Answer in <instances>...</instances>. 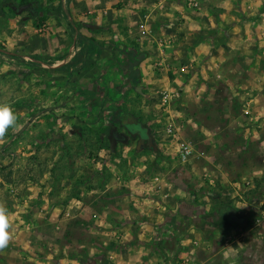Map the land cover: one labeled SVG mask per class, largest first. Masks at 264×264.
Returning a JSON list of instances; mask_svg holds the SVG:
<instances>
[{"label":"crops","instance_id":"0c3cea01","mask_svg":"<svg viewBox=\"0 0 264 264\" xmlns=\"http://www.w3.org/2000/svg\"><path fill=\"white\" fill-rule=\"evenodd\" d=\"M195 1L0 0L14 59L0 79L26 91L13 156L49 183L30 176L3 205L0 264H264V0ZM161 117L177 143L147 157L128 127L157 135ZM212 117L246 124V141L222 145Z\"/></svg>","mask_w":264,"mask_h":264},{"label":"rangeland","instance_id":"374dc122","mask_svg":"<svg viewBox=\"0 0 264 264\" xmlns=\"http://www.w3.org/2000/svg\"><path fill=\"white\" fill-rule=\"evenodd\" d=\"M32 14V13H31ZM35 9H34V14ZM42 22V20L39 21V24ZM39 24L37 25V30L39 27ZM9 32H12V29L9 28V21L7 19L6 15L0 16V66L5 65L4 67H8L7 64L9 65L14 61L12 58L11 54L8 52L7 49V35ZM42 35V34H40ZM3 63V64H2ZM158 68V69H157ZM155 68V72L160 73L162 72L160 67ZM221 88V87H220ZM218 88V92H222V101L217 102L216 105H214V108L222 111L224 110V103L225 100L228 99V96L225 94L226 91L225 89H220ZM26 94V91H24V85L18 78H12V77H4L3 79H0V103H7L9 104L12 109L14 110L16 116H17V121H16V126L13 128H9L6 135L3 137L2 140H0V178H5V177H11L12 179H15V182L12 183H3V181L0 180V204L4 205H10L13 207V205H17L18 202L19 204L21 203L18 199L20 195L22 194L24 190V183L23 180H26L30 176L34 180L35 184H37V189L44 191L48 186V182L45 180L47 179L46 176H40L38 174V169L34 166L26 165L25 166V161L20 157L21 156H13V154L16 155L17 152H20L22 150L21 144L19 142H22L23 138L22 135H20V130L23 128L22 121H19L18 118V113L22 111V107L24 105V95ZM162 98V97H160ZM175 101V100H173ZM173 101L170 102V104H173ZM161 104L158 103L159 111L162 109L160 107ZM165 105V104H164ZM214 108L212 109L214 111ZM235 108L239 112L240 111V105L238 103H235ZM145 109V108H144ZM145 115H150V112H147V110H143ZM160 113V112H159ZM216 120L217 124H221L222 126H225V129L222 132L221 135V141L222 145L225 147H230L232 144H237L242 141H246V124L241 123L238 124L237 122H233V126H230L231 124L229 123V120H226V118L223 120H218L215 119L214 117L210 118L207 123L208 125H212L214 121ZM132 124V123H131ZM133 125V124H132ZM167 121L165 120L164 117H161L159 119V122H156V127L162 131L160 134H154L152 135L146 128H141L143 130H146L148 132V135L151 139L150 142H152L153 146L154 143L157 142H162V141H167V142H172L177 143V139L174 137H169L167 136ZM235 126V127H234ZM17 137V140H16ZM177 138V137H176ZM220 138V135L218 136ZM140 139V138H139ZM196 142L199 141V136L195 135L193 138ZM137 138H134V142H136ZM185 140H179V144L184 142ZM149 141H146L145 144V155L147 157H150L155 153V150L152 148L153 146L149 145ZM12 143L9 146V144ZM228 152L231 155L237 154V151L230 150V148H227ZM227 164L228 166H231L233 164V160H228L227 159ZM234 166V165H233ZM230 169V168H229ZM51 171V170H50ZM42 180V181H41ZM39 184V185H38ZM52 186V185H51ZM55 188H58V185ZM57 191V190H56ZM15 197V198H13ZM16 211V210H15ZM13 211V213L15 212ZM20 216L22 218V212H20ZM17 225V224H16ZM22 224H20L18 227H22ZM76 237L80 239L81 241H87L89 237L85 235V232L78 230L76 233ZM23 251V249L21 250ZM24 264V263H22ZM37 264V263H35Z\"/></svg>","mask_w":264,"mask_h":264},{"label":"clouds","instance_id":"9594fccd","mask_svg":"<svg viewBox=\"0 0 264 264\" xmlns=\"http://www.w3.org/2000/svg\"><path fill=\"white\" fill-rule=\"evenodd\" d=\"M17 116L7 103H0V140L6 135L9 128L16 126ZM7 209L0 204V250L5 248L11 239L9 229L11 224Z\"/></svg>","mask_w":264,"mask_h":264},{"label":"built area","instance_id":"2783aa9c","mask_svg":"<svg viewBox=\"0 0 264 264\" xmlns=\"http://www.w3.org/2000/svg\"><path fill=\"white\" fill-rule=\"evenodd\" d=\"M188 4L190 6H192L193 8H199L200 7V4L198 2H196L195 0H189ZM38 33L39 34H46L48 31H49V26L48 24L45 22V21H42L40 24H39V27H38ZM164 100L167 102H172L173 100H176L179 98V94H163L162 95ZM168 135L170 137H174L176 138L177 137V133L176 131L173 129V128H170L168 129ZM193 146L191 143L187 142V141H184L180 144V150H179V157H180V161L182 163H185L187 162L193 155Z\"/></svg>","mask_w":264,"mask_h":264},{"label":"water","instance_id":"95a60500","mask_svg":"<svg viewBox=\"0 0 264 264\" xmlns=\"http://www.w3.org/2000/svg\"><path fill=\"white\" fill-rule=\"evenodd\" d=\"M25 11H29L30 13L34 14V5L32 3L24 5L18 10V13L21 14V13H23ZM141 131L143 132V134H141V133H138V134L137 133H133V135L134 136L138 135V136L141 137L140 138V145L146 143V141H149L148 143L151 146L152 142H150L151 139H150V137L148 135V132L146 130H143V129ZM123 140H126V139H123Z\"/></svg>","mask_w":264,"mask_h":264},{"label":"flooded vegetation","instance_id":"af4514ba","mask_svg":"<svg viewBox=\"0 0 264 264\" xmlns=\"http://www.w3.org/2000/svg\"><path fill=\"white\" fill-rule=\"evenodd\" d=\"M129 129V131H130V133L133 135V133H141V134H143V132L141 131L142 129L140 128V127H129L128 128ZM137 137H139V138H141L140 136H138V135H136Z\"/></svg>","mask_w":264,"mask_h":264},{"label":"trees","instance_id":"16d2710c","mask_svg":"<svg viewBox=\"0 0 264 264\" xmlns=\"http://www.w3.org/2000/svg\"><path fill=\"white\" fill-rule=\"evenodd\" d=\"M129 127H131V128H132V127H140V128H141V126H140L139 124H138V125H130ZM129 127H128V128H129ZM235 217H236V218H239L238 215H236V214H235L234 217H232V218H235Z\"/></svg>","mask_w":264,"mask_h":264}]
</instances>
